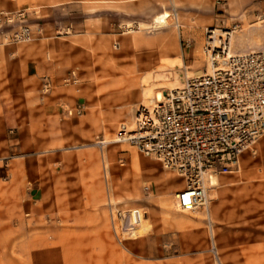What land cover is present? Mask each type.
Masks as SVG:
<instances>
[{
	"label": "rangeland",
	"instance_id": "rangeland-1",
	"mask_svg": "<svg viewBox=\"0 0 264 264\" xmlns=\"http://www.w3.org/2000/svg\"><path fill=\"white\" fill-rule=\"evenodd\" d=\"M154 8L170 12L158 27L169 37L117 50L124 24L161 33ZM262 15L264 0H0V264H264V137L210 189L211 222L204 206H175L177 172L129 142L99 143L143 107L147 73L183 86L209 68V30L259 29L250 50L264 48ZM22 25L31 39L15 41ZM130 211L142 233L124 231Z\"/></svg>",
	"mask_w": 264,
	"mask_h": 264
},
{
	"label": "built area",
	"instance_id": "built-area-1",
	"mask_svg": "<svg viewBox=\"0 0 264 264\" xmlns=\"http://www.w3.org/2000/svg\"><path fill=\"white\" fill-rule=\"evenodd\" d=\"M31 36V28L22 25L13 39L27 41ZM225 38L219 37L216 46L208 39L203 47L211 66H219L165 91L151 110L139 108L134 131L121 124L117 133L184 177L176 198L179 209L205 206L211 176L237 171L241 155L254 154L264 137V48L228 54ZM44 80L47 92L50 82ZM80 111L77 106L75 113Z\"/></svg>",
	"mask_w": 264,
	"mask_h": 264
},
{
	"label": "bare ground",
	"instance_id": "bare-ground-1",
	"mask_svg": "<svg viewBox=\"0 0 264 264\" xmlns=\"http://www.w3.org/2000/svg\"><path fill=\"white\" fill-rule=\"evenodd\" d=\"M171 14L169 11H163L159 17H157L156 19H154V22L152 23L151 25V28L152 29H156L155 32H163L164 33V30H166L165 28L166 27H161V28H158L159 25L161 23L164 22L165 18L169 17ZM176 27V25L174 26ZM176 29V28H175ZM139 30H142L141 28V24L140 23H131V24H124V31H123V34H131V33H135ZM208 33H210V35L207 37V39L211 40V43L214 44V46L217 45L218 41H219V37L221 36H226V48H225V51L228 53V54H232L234 52V50L236 49L235 45H236V42H234V39L236 37V35H233V32L231 31H219L217 29H212L210 31H208ZM238 38H240L239 36H237ZM258 49V48H257ZM254 50V49H252ZM248 51V49L246 50ZM246 51H243V52H246ZM250 51V49H249ZM177 64L181 67H185L183 61H181L180 59H178L177 61ZM208 65H209V68L208 70L211 69L212 66H216L219 64H213L211 66V63L210 61L208 60ZM200 74V73H199ZM197 74V75H199ZM189 78V77H187ZM186 78V79H187ZM171 81V80H170ZM142 104L141 106L145 107V108H148L149 110H151V108L153 107L154 104H156L158 101H162L163 100V91L164 89H168V90H176V89H179L181 88V86H175L176 84L172 85L171 82H163V83H155L151 80L150 78V75L148 74L146 77L143 78L142 80ZM121 114H116L113 116L112 118V122L114 121H117L118 118L120 117ZM135 116H136V113H134V117H132V119H129L130 122H128V124H126V131L127 132H132L134 131V127H135ZM121 125V124H120ZM125 125V124H124ZM128 135H132V133H128ZM127 142V141H122V139H120V137L118 135H116V138H112V139H105V140H102L100 141L99 143H109V142ZM107 160L108 159H105L104 162L107 163ZM106 169V167H105ZM218 177V176H217ZM217 177L215 176H211L210 178V182L208 183V187L211 189V188H215L218 184H219V180L217 181ZM210 189L208 190V193H207V201H206V204L204 207H206V211H207V217L209 219V222H211V219H212V211L209 209V207H207L208 204H210L213 196L215 193H212L209 197V191ZM175 196V206L177 208L178 207V204H177V193L174 194ZM194 209H197V208H194ZM182 210H190V209H182ZM193 210V209H192ZM135 221H131V223L128 224L127 228H124V231L127 232V233H130L132 235H134L136 232H138L137 229H135ZM211 227V226H210ZM211 230V229H210ZM134 237V236H133Z\"/></svg>",
	"mask_w": 264,
	"mask_h": 264
},
{
	"label": "crops",
	"instance_id": "crops-1",
	"mask_svg": "<svg viewBox=\"0 0 264 264\" xmlns=\"http://www.w3.org/2000/svg\"><path fill=\"white\" fill-rule=\"evenodd\" d=\"M154 10H155V13L153 14L154 16L156 14L162 13L163 11H168L166 9H163L161 11H158L155 8H154ZM259 31H260L259 29L257 31V29L252 28V29H247L244 32H241L240 34H236V37L237 36L240 37L239 40L236 41V47H237L236 49L239 50V51H241V52L246 51L247 49H250V46L254 44V42H255L254 38L256 39V36H258L256 34H259ZM171 33L172 32L170 31V29H166V30H164V33L163 32H161V33H155L154 35L157 36V37H155L153 39H150V37H147L146 35H143L142 32H139L137 34L131 33V34H126V36L123 37L119 41H114L113 44H114V47L117 50H120L122 48L124 49L125 47H133V46H137L139 44H146V43L148 44V43H150V42H152V41H154L156 39L166 40ZM260 34L262 35V33H260ZM174 59L175 60H173V61H177L178 59H180L181 61H183V57L182 56H176V57H174ZM47 60H49V59H47ZM183 63H184V61H183ZM47 65L48 64L41 65V68H40L41 71H42V76L41 77H46V78L47 77H50V74L47 73L48 71H51L53 74L56 72V65L55 64H53L52 66H47ZM184 65H185V63H184ZM185 68H186V66H185ZM148 74L150 75L151 80L154 82L155 80L153 78V75L151 73H147V75ZM147 75H145L144 77H146ZM143 78H142V80H143ZM166 78L167 77L165 76V77H163L159 81L165 80ZM47 80L50 82V86H49V89H50V87H51V81L49 80V78H47ZM142 80H141V84H139V96H138L139 101H140V98H141V90H140V88L142 86ZM155 82H158V81H155ZM42 90H43V84H42ZM125 107H127V104L124 106V108ZM121 109H123V108H121ZM122 113H124V111L121 112V110H120L119 112L115 113V115L116 114H122ZM129 119H132V117H130ZM128 121L130 122V120H128ZM111 122H112V119H111ZM70 124L71 125H76L77 123L76 122H73L71 120L70 121ZM115 145L118 146V147H116V150L113 148ZM106 147H107L106 148V154L108 155L109 159L112 158L113 156H115V154H117V152L119 151V149L122 148V146L120 144H112L110 146L109 145H106ZM132 162H133V165L135 166L138 163L140 164V159L138 157H136V155L134 154V155H132ZM163 179H165V178H163ZM218 180H219V176L217 177V181ZM211 194L212 193H209V197H210ZM135 210H138V212H140L139 209H134V211ZM135 219H136V214L135 213L133 214L130 211L129 216H128V222L133 221V220L135 221ZM136 226H137V224L135 222V226L134 227H135V229L138 230L139 233H142L144 231V229H145L141 225H139V227H137V228H136Z\"/></svg>",
	"mask_w": 264,
	"mask_h": 264
}]
</instances>
